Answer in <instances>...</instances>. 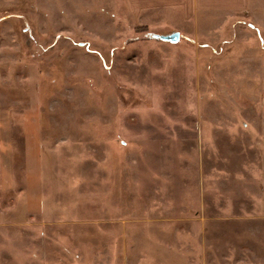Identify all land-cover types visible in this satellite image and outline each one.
<instances>
[{
  "label": "rangeland",
  "instance_id": "rangeland-1",
  "mask_svg": "<svg viewBox=\"0 0 264 264\" xmlns=\"http://www.w3.org/2000/svg\"><path fill=\"white\" fill-rule=\"evenodd\" d=\"M187 3L0 0V264H264V6Z\"/></svg>",
  "mask_w": 264,
  "mask_h": 264
},
{
  "label": "crops",
  "instance_id": "crops-1",
  "mask_svg": "<svg viewBox=\"0 0 264 264\" xmlns=\"http://www.w3.org/2000/svg\"><path fill=\"white\" fill-rule=\"evenodd\" d=\"M123 2L126 7L131 11L135 10L136 13L140 10L150 9L151 11L158 10L167 16L170 12L174 13L175 8L181 5V0H137L135 3H133V0H123ZM187 2V5H184L182 10L187 19L190 18L193 12H200L202 14H250L251 12L261 10V7L264 6V0H187ZM171 34H160L159 36H169Z\"/></svg>",
  "mask_w": 264,
  "mask_h": 264
},
{
  "label": "water",
  "instance_id": "water-1",
  "mask_svg": "<svg viewBox=\"0 0 264 264\" xmlns=\"http://www.w3.org/2000/svg\"><path fill=\"white\" fill-rule=\"evenodd\" d=\"M158 38L160 40H162V41L174 43V42H176L178 40L179 35L178 34H172V35H169V36H159Z\"/></svg>",
  "mask_w": 264,
  "mask_h": 264
}]
</instances>
